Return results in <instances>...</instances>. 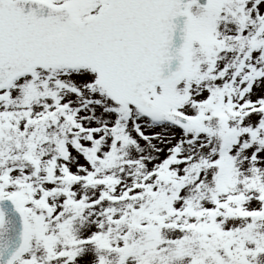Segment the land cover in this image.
Segmentation results:
<instances>
[{"label": "snow or ice", "instance_id": "1", "mask_svg": "<svg viewBox=\"0 0 264 264\" xmlns=\"http://www.w3.org/2000/svg\"><path fill=\"white\" fill-rule=\"evenodd\" d=\"M0 264H264V0H0Z\"/></svg>", "mask_w": 264, "mask_h": 264}]
</instances>
